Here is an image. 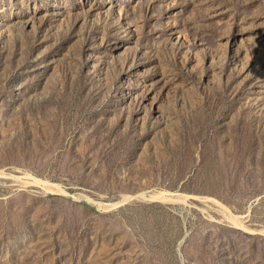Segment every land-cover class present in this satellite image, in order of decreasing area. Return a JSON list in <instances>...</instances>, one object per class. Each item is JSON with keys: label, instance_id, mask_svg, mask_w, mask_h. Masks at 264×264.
Listing matches in <instances>:
<instances>
[{"label": "rangeland", "instance_id": "374dc122", "mask_svg": "<svg viewBox=\"0 0 264 264\" xmlns=\"http://www.w3.org/2000/svg\"><path fill=\"white\" fill-rule=\"evenodd\" d=\"M262 230L264 0H0V264H264Z\"/></svg>", "mask_w": 264, "mask_h": 264}, {"label": "bare ground", "instance_id": "6f19581e", "mask_svg": "<svg viewBox=\"0 0 264 264\" xmlns=\"http://www.w3.org/2000/svg\"><path fill=\"white\" fill-rule=\"evenodd\" d=\"M233 221H235V218H232Z\"/></svg>", "mask_w": 264, "mask_h": 264}, {"label": "water", "instance_id": "95a60500", "mask_svg": "<svg viewBox=\"0 0 264 264\" xmlns=\"http://www.w3.org/2000/svg\"><path fill=\"white\" fill-rule=\"evenodd\" d=\"M264 234V230L261 231Z\"/></svg>", "mask_w": 264, "mask_h": 264}]
</instances>
